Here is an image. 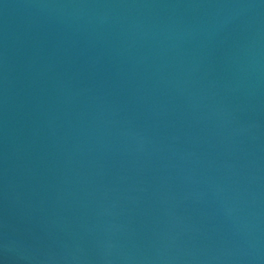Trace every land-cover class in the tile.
Masks as SVG:
<instances>
[{
  "label": "water",
  "instance_id": "95a60500",
  "mask_svg": "<svg viewBox=\"0 0 264 264\" xmlns=\"http://www.w3.org/2000/svg\"><path fill=\"white\" fill-rule=\"evenodd\" d=\"M0 264H264V0H0Z\"/></svg>",
  "mask_w": 264,
  "mask_h": 264
}]
</instances>
